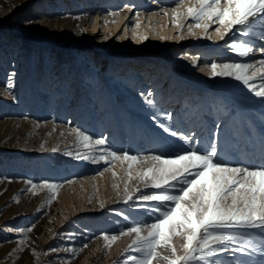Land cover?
I'll list each match as a JSON object with an SVG mask.
<instances>
[{
  "label": "rangeland",
  "instance_id": "rangeland-1",
  "mask_svg": "<svg viewBox=\"0 0 264 264\" xmlns=\"http://www.w3.org/2000/svg\"><path fill=\"white\" fill-rule=\"evenodd\" d=\"M193 6H199L196 0H0V264H133L130 257L138 254L124 249L136 234L121 236L120 232L136 223L154 222L156 213L150 209L157 202L125 200L134 193L158 191L146 186L139 175L156 163L152 155L172 158L193 148L207 150L220 128L229 130L224 140L215 143L217 158L226 163L245 165L236 159L242 147H262L257 144L264 137V97H257L232 77L218 82L210 70L213 62L252 64L247 74L256 71L250 83L259 90L264 85V66L255 62L264 59L259 52L264 45V34L257 30L261 26L246 36L234 29L223 40L224 47H216L213 32L220 25H210L207 33L189 27L192 21L186 9ZM245 40L253 50L240 57L230 45ZM176 51L183 64H188L186 70L175 65L183 82L194 83L195 69L206 60L212 83L221 84L224 92H208L198 99L195 94L190 105L199 101L200 105L190 117L169 125L161 119V109H172L165 107L168 100L187 90L185 83L181 87L185 93L177 88L176 80L162 89L166 78L160 79L156 72L164 61L172 65ZM193 58L198 61L195 67ZM157 59L153 78L145 79L142 72L149 71V62ZM157 77L160 84L154 91L152 81ZM185 100L183 96L174 112L179 108L184 115ZM198 106H203L206 116L195 120ZM237 106L246 108L255 124ZM115 118L120 127H115ZM243 124L249 131L245 142L238 139ZM165 127L175 135L165 132ZM72 129L104 139L106 145L85 147ZM110 151L141 159H112ZM77 154L89 159H78ZM100 157H107L108 163ZM258 160L252 159L251 167L264 164V157ZM27 181L64 187L56 190L55 200L48 204L50 190L29 192ZM29 227L33 230L27 233ZM141 234L146 236L147 229ZM237 234L264 249V236L258 230ZM105 235L117 238L105 240ZM22 239L26 240L23 246L18 244ZM170 243L177 256L184 255L183 233ZM157 251L161 257H172L170 249ZM211 259L216 264H264L260 252L247 256L225 252ZM153 264L167 261L158 259Z\"/></svg>",
  "mask_w": 264,
  "mask_h": 264
},
{
  "label": "snow or ice",
  "instance_id": "snow-or-ice-1",
  "mask_svg": "<svg viewBox=\"0 0 264 264\" xmlns=\"http://www.w3.org/2000/svg\"><path fill=\"white\" fill-rule=\"evenodd\" d=\"M179 2L183 3L184 0ZM196 4L199 6L186 9L187 16L192 21L189 27L203 28L207 33L211 24H219L221 27L215 28L214 31L220 35L221 40H224L234 29L239 35L246 36L257 26L264 27V0H196ZM178 15L173 16L174 21ZM221 28L224 29L223 32ZM230 48L234 51L238 49L240 57H246L253 50L247 40L233 41ZM259 52L264 54V45L259 48ZM191 62L194 67L197 66L196 58ZM255 63L264 66V59ZM252 68V64L239 62H213L210 65L212 77H232L242 82L257 97H264V85L257 90L256 85L250 83L256 79L255 70L251 75L247 74ZM261 79H264V73H261ZM7 86L8 88L13 86L11 78ZM148 96L150 97L151 93ZM147 102L153 103L151 99ZM71 131L85 147L97 145L103 148L106 145L104 139H93L77 129ZM164 131L170 132V129L165 127ZM170 134L175 135L172 132ZM52 150L56 151V149ZM108 157L122 158L130 162L141 159L127 152L121 156L115 151L108 152ZM217 157L215 142L204 151L193 148L177 153L172 158L159 154L151 156L150 159L156 163L139 175L146 180V186L158 191L140 192L138 196L134 193L125 200L126 203L133 199L157 202L150 209L156 213L154 222L146 225L136 223L126 231L120 232L121 236L136 234V238L124 249L125 252L134 251L138 254L130 257L133 264H153L158 259L166 260L167 264H194V262L216 264L211 258L225 252L233 254L240 252L245 256L252 252H260L264 256V249L244 241V238L237 234L258 230L264 236V164L255 167L229 164ZM77 158L89 159L88 156L80 154H77ZM100 159L108 163L107 157ZM128 167L131 169L132 163H129ZM26 183L30 184L27 189L29 192L36 188L50 190L51 197L47 200L48 204L55 200L56 190L64 187L63 184L47 181L39 184L31 181ZM229 198H231L230 203H228ZM144 228L147 229L146 236L141 234ZM32 230L33 228L29 227L26 232L30 233ZM180 233L184 234L183 256H177L170 243L172 237ZM116 238V236H104L105 240L115 241ZM18 244L23 246L26 240L22 239ZM158 248L170 249L172 257H161ZM67 251L74 256L78 254L74 249ZM32 255L35 257L37 254L32 252ZM240 264L246 262L241 261Z\"/></svg>",
  "mask_w": 264,
  "mask_h": 264
},
{
  "label": "bare ground",
  "instance_id": "bare-ground-1",
  "mask_svg": "<svg viewBox=\"0 0 264 264\" xmlns=\"http://www.w3.org/2000/svg\"><path fill=\"white\" fill-rule=\"evenodd\" d=\"M172 1V0H171ZM171 3V2H169ZM212 25V24H211ZM213 27L214 24H213ZM221 27V26H220ZM260 28V27H259ZM257 28V30L261 33L264 34V27H261L260 29ZM221 31H222V28H221ZM235 32V31H234ZM237 32V31H236ZM213 35L215 36V40L216 42H218V44H216V47H218V45H221V47H224V44H223V40L220 39V35L218 33H216L215 31L213 32ZM235 35H238L237 33H235ZM264 36V35H263ZM263 40V39H262ZM261 40V41H262ZM174 57H173V63L172 65L170 66L167 61H164L163 63V66L162 67H158L159 68V71H153L154 69V64L158 63L159 60H154L149 62V64L151 65V69L148 71V70H145L143 71V75L145 76V79H148L150 77V75L154 74V72H156V75L160 77V79L162 78H166V84L164 85V87L162 89H164L166 86H168L172 81L176 80V87L177 88H181L183 83H185V86H186V93L183 91V88H181V91L184 92L185 94L181 95V93H176L174 94L169 100H168V104L165 106V107H172V109H169L167 110L166 108H163L161 109V113H162V118L164 121L168 122L169 125L172 124L173 122L177 121V124H179L180 120H182L183 118L185 117H188L193 110V108L197 105H200V101L196 103L195 106H191L190 103L192 104V100L194 98V96L198 95L197 99L200 97V95L202 94H205V93H210L212 91H215V92H224L223 89H221L220 87H222V85L220 84V86H216L212 83V79L210 74L207 72V61L206 60H202L201 61V66H200V69L196 70L195 69V75H196V79H194V83L193 82H183L182 79L179 77V73H178V69H176V64L182 66V70H186V68L188 67V64H183L181 58H180V55H178V52H174ZM188 57V56H187ZM162 64V63H161ZM194 67V66H193ZM49 69H46V71H48ZM43 77V76H42ZM153 77H150L149 80H151ZM169 78V79H168ZM173 78V79H172ZM160 79H158V77L156 79H154L152 81V88L153 90L155 91L157 87H155L156 84H160ZM172 79V80H171ZM223 79V77H218L217 78V81H221ZM116 93V92H114ZM114 93H111L113 95L111 96H114ZM196 94V95H195ZM145 93L143 94V97H144ZM183 96H186V100L185 102V107H184V115H182V112L179 114V108L177 109V112H174L175 108L177 107V104L181 101L182 97ZM225 96H226V99H229L231 101H233L234 99L231 97V96H228V95H224V99H225ZM149 97V96H147ZM179 97V98H178ZM191 98V99H190ZM229 100H226L229 101ZM123 105L121 104V102H119V107L122 109ZM238 107V106H237ZM141 109H143V106H140ZM239 108V107H238ZM167 110V111H166ZM198 112L193 116V119L197 120V119H200L201 117H205V111L203 110V106L200 107L198 106ZM240 112L241 110L245 111L248 115V119L250 121L251 124H255L254 120H253V117L247 112L246 108L240 106L239 108ZM144 111V110H143ZM229 114V113H228ZM85 115H87L85 113ZM184 116V117H182ZM190 117V116H189ZM212 120L211 122L214 123V119H216V116H211ZM191 119V120H193ZM226 119V118H225ZM230 119V118H229ZM114 125L115 127H117L119 124L118 120L116 121V118L114 120ZM188 121V120H186ZM243 121V120H242ZM208 122V121H207ZM188 124L187 125H192L191 121L189 120L187 122ZM191 123V124H190ZM203 124H206V121H202ZM229 124L232 123V120H229L228 121ZM244 123V122H242ZM168 125V124H167ZM211 126H218L217 124L214 125V124H211ZM120 127V125H119ZM172 127V126H171ZM257 132L259 133L260 129L257 128ZM121 131V130H120ZM119 131V135L122 136V133ZM239 131V136H238V139L241 141V142H245L246 139H247V136L249 135V131L247 132V128L245 126V124L242 125V127L238 130ZM209 132V131H208ZM229 132L228 129H222L220 128L218 131H217V134H215V137H214V140H215V143H220L222 140L225 139V136L226 134ZM211 136H213L212 132L209 133V140H211ZM244 140V141H243ZM258 145H262V147L260 149H252L250 147H242V149L240 150L239 152V155H238V158L237 161H242V164H245L247 166H252V162L250 163V161L254 158H257L259 159V161H263L262 158L264 157V137H263V141L262 142H258L257 146ZM259 151V152H258ZM256 162H253V164H255ZM233 164H236V165H241V164H238L237 162H233ZM20 233V231L18 232Z\"/></svg>",
  "mask_w": 264,
  "mask_h": 264
}]
</instances>
